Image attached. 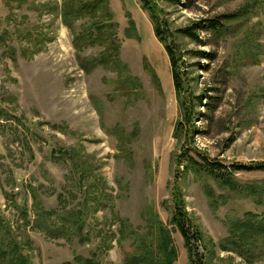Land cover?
<instances>
[{
    "label": "rangeland",
    "instance_id": "1",
    "mask_svg": "<svg viewBox=\"0 0 264 264\" xmlns=\"http://www.w3.org/2000/svg\"><path fill=\"white\" fill-rule=\"evenodd\" d=\"M90 1L68 27L66 7ZM150 4L182 54L186 97L141 0H0V239L32 264H126L147 249L164 260L162 234L172 264H189L175 197L207 264H264L227 241L236 222L264 218V170L231 171L264 164V0ZM221 15L233 18L197 31L201 44L177 32ZM204 94L211 108L192 102Z\"/></svg>",
    "mask_w": 264,
    "mask_h": 264
},
{
    "label": "trees",
    "instance_id": "2",
    "mask_svg": "<svg viewBox=\"0 0 264 264\" xmlns=\"http://www.w3.org/2000/svg\"><path fill=\"white\" fill-rule=\"evenodd\" d=\"M143 2V7L147 9L150 13L152 20L155 21L154 32L157 39L163 44L167 55L169 57L172 81L174 88L178 96L184 93L187 88L184 87L185 78V68L184 62L182 61V54L179 52L177 47L173 46L168 39L170 37V32L167 28V23L163 20H159L155 14L154 7L150 4V0H141ZM96 2H84L78 3L76 5H69L66 7L63 13L64 23L72 28L74 20L79 17L82 8L91 7L94 9ZM233 18V15H221L218 17L205 19L201 23H193L191 26L183 29L177 30L179 34L183 37L193 40L197 44H201L202 40L197 35V31H207L212 34L217 35L224 28L225 20ZM132 26V23H130ZM209 59H213L210 54H204ZM183 97V99H184ZM203 99H207L205 102V107L211 108V103L214 100L212 96L204 94L197 96V98L192 99L194 104H202ZM186 100H183L184 105ZM214 104H212L213 106ZM193 112L189 110V117L193 116ZM190 159V160H189ZM190 167L195 170H199L206 175L210 176L214 180L229 185L232 180L228 177L229 172L225 169L226 167L218 163H200L192 158H188ZM231 171H242V170H264V164L253 163L249 166L243 165H232ZM250 187V188H254ZM257 187V186H256ZM174 212L172 217V222L175 224L176 228L180 232L184 239V245L188 252L189 264H207L205 253L201 251L202 247V235L199 233L197 228H195L192 220L188 216L185 206L180 198L175 197L174 199ZM247 220L244 222H236L234 229L230 232V236L227 239L228 243L234 245V250L242 255L246 260L254 262L258 260H264V218L259 219L254 214H249ZM162 227V225H161ZM16 238L6 241L0 239V264H32L29 257L22 253L20 249V244L15 241ZM161 245L164 249L163 259H158L154 256L151 249H147L141 255L130 254L128 259L125 261L126 264H172L174 258L175 250L172 246L168 235L162 234ZM167 261V263H166ZM64 264H99L93 258H83L75 257L73 262H66Z\"/></svg>",
    "mask_w": 264,
    "mask_h": 264
}]
</instances>
